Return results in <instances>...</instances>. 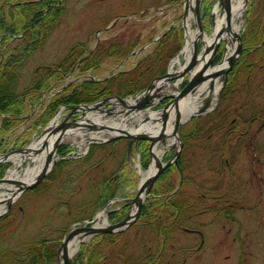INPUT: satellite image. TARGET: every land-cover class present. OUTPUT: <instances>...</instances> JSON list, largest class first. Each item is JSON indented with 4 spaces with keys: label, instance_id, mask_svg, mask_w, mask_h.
Here are the masks:
<instances>
[{
    "label": "rangeland",
    "instance_id": "rangeland-1",
    "mask_svg": "<svg viewBox=\"0 0 264 264\" xmlns=\"http://www.w3.org/2000/svg\"><path fill=\"white\" fill-rule=\"evenodd\" d=\"M25 1L27 0H23ZM60 1L63 4V12L48 34L43 48L37 51L23 68L19 90H23L32 81L41 77L42 70L39 67L55 66L79 44L91 50L100 42L118 38L123 49L133 46L132 50H137L150 44L156 37L165 35L174 27L178 32L171 41V46L172 50L176 49V53L169 59L166 71L182 48L184 32L181 27L183 15L181 3L184 0ZM215 3L216 0L201 1L202 24L207 35L213 29L211 11ZM244 6L243 24L237 32L245 48L249 50L255 48V52L250 53L249 59L253 68L248 77L244 74L246 72L238 75L239 84L236 86L238 93L234 94L236 96L232 102L226 105L225 112L227 122L230 124L233 121L243 132L247 126L240 127V121L252 120L251 124H248L249 130L244 135V139L233 140L226 145L224 156H220L217 151L214 155L208 150L217 148V144L221 142L220 135L212 139L205 149L200 147L199 142L191 140L184 151L188 176L202 188L203 192L210 194L208 201L205 202L206 205L211 204L210 198L213 197L211 195L218 197L224 193L221 202L223 206L226 205L224 210L208 212L194 218L186 225V229L197 230L201 236L199 233L190 234L181 228L164 243L151 238L145 225H132L107 243L109 248L106 247L104 250L109 253L106 255V264H264V126L260 127L264 122V44H254L256 40L253 41L249 37L250 27L256 24L257 29L254 32L261 34V39H264V0H245ZM219 17H223V14H219ZM179 35L181 39L176 41ZM152 47L153 45H149L143 53ZM143 53L127 59L117 70L131 69ZM123 60L124 57L120 56L106 59L99 69L84 75L73 68L66 78L70 82L73 81L72 84L81 82L83 76L89 74L101 79ZM173 70H177L176 65L173 66ZM65 83L67 82H62L60 86ZM217 84H221L220 79L217 80ZM169 89L171 87L167 90ZM41 95L40 101H44L43 106L40 108L37 104L34 106L27 104L24 118L16 124L14 122L13 128L1 129L2 118H0V153L26 147L37 137L42 126L40 123L45 118L42 115L51 98L50 90ZM219 100L220 96L218 100L216 97V100H213L214 105H218ZM93 113L97 116L100 114L97 111ZM212 113L213 111H210L182 124L178 131L180 139L182 140L183 133L193 132L195 127L205 128V121L212 116ZM119 117L122 115L111 118L102 115L100 120L112 122L118 121ZM134 120H138V117H134ZM132 127L133 122L130 120L126 128ZM255 132L257 134L252 141V148L249 149L248 143ZM82 133L83 136L88 135L80 132ZM203 134L199 135L203 137ZM81 140V136H78L63 142L64 147L70 146L73 141L74 145H78L73 147V149L77 148L75 157L72 155L71 158L64 157V161L58 155V161L44 180L35 188L20 194L7 213L0 218V255H12L21 244L36 242L44 237L58 241L72 225L101 211L95 202L97 183L103 177L116 181L117 175L122 176L116 198H130L135 195L141 178L135 167V163L142 167L140 154L133 152L129 158L126 156L122 174L117 166L123 160L125 140L114 147L108 145L109 143L90 145L85 155L82 154L83 150H79ZM193 143L195 145L191 147ZM98 146L104 147L98 148ZM172 152L173 149L166 150L162 155L163 160H167ZM223 161L221 165L220 162ZM62 162L65 163L58 170V165ZM148 162L144 169L141 168L142 171L147 169ZM28 164L24 162L17 168L20 176ZM3 165L0 177L7 175L6 171L13 168L12 163ZM177 178L175 170L173 177L175 185ZM168 183L167 179L161 180L154 188L160 189ZM108 185L113 189L114 183ZM6 187L13 186L6 185ZM183 190L186 195L196 193V187L190 184L184 186ZM152 197L151 194L147 200ZM234 201L240 202L238 204L243 208L236 209L235 206L226 208L227 205H233ZM122 205L123 201H118L111 204L107 210H116ZM124 212L117 210L112 215L114 218H121ZM110 216H108L109 223L112 222ZM102 221L101 218L100 223ZM58 228L63 229L62 232L57 231ZM90 244L91 241H86L84 246L88 247ZM159 250L162 252L161 255H157L156 251ZM0 258L2 264L6 262L11 264L9 260Z\"/></svg>",
    "mask_w": 264,
    "mask_h": 264
},
{
    "label": "trees",
    "instance_id": "trees-1",
    "mask_svg": "<svg viewBox=\"0 0 264 264\" xmlns=\"http://www.w3.org/2000/svg\"><path fill=\"white\" fill-rule=\"evenodd\" d=\"M62 12L63 4L60 0H27L25 2L23 0H0V118H2V115H7L6 118L1 120V129L8 130L14 125V122L16 124L17 121L22 119L20 117L24 115L26 105L34 106L38 104L42 98L41 94L47 90H55L73 68L79 74H85L102 66L106 59L114 56L125 58L132 51L133 46L123 49L124 47H121L118 38H113L108 42H100L91 50L79 44L76 49H73L55 66L39 67L42 70L41 77L32 81L23 90H19L23 68L29 59L43 48L48 34L53 30ZM255 25L252 24L250 27L249 37L253 41L256 40L254 44L263 45L262 35L256 33V31L254 32L257 29ZM177 32L176 28H171L151 49L143 53L131 69L112 74L104 82L82 81L57 93L46 104L42 115L45 118L40 124H45L61 105L93 102L111 93L126 97L144 89L154 77L165 73L169 59L172 54L176 53L175 48L172 50L171 41H173ZM180 39L181 35L176 41H180ZM254 50L255 48L244 51L232 71L228 73V79L220 95L218 105L212 116L205 121V128L200 127L201 129H198L195 127L193 132L181 135L184 146L178 163L183 180L178 191L169 195L175 189L173 180L175 167L165 170L156 180L154 186L161 180L167 179L169 183L163 185L160 189L153 188V197L145 202L135 225H145L151 238H155L158 242L164 243L176 230L186 227L188 223H191L198 215L205 213L206 210L209 212L224 210L226 205L223 206V203H221L224 193H222L223 196L218 197L211 195L213 196L210 198L212 202L207 208L205 202L208 201L210 194L203 192L202 188L198 187L188 176L187 165L184 162V151L191 140L199 142L200 147L205 149L210 145L212 139L220 135L219 140L221 142L219 145L217 144V148H209L208 150L212 154L217 151L220 156H224L225 147L229 142L244 139L252 120L240 121V127L247 126L243 132L242 129L237 128V124L233 121L230 124L227 122L225 107L229 102H232L236 96L234 94L238 93L236 90V86L239 84L238 75L246 72L244 74L248 77L252 71L253 67H251L252 63L249 62V59L250 53L255 52ZM219 59L220 55L216 57V61ZM221 132L223 134H220ZM200 133H204L203 137L199 135ZM255 134L250 138L249 149L252 148ZM120 142V140H116L108 145L114 147ZM194 145L193 143L191 147ZM104 146H98V148ZM67 149L68 147L63 146L58 152L59 154H65ZM139 154L141 165L144 168L148 161L147 146L144 142L139 144ZM125 158L126 147L123 160L117 166L118 171H123ZM64 163L58 165V170L61 169ZM222 163L224 161L220 162L221 165ZM2 171L0 169V172ZM115 178L116 181L103 177L97 183V201L95 202L97 208H101L116 196L122 176L117 175ZM110 183H114L113 189H111V185H108ZM189 184L196 187V193L186 195L183 188ZM238 203L240 202L234 201L233 206L236 209L243 208ZM58 230L62 232L63 229L58 228ZM47 233L49 234L50 230ZM115 236L118 235L104 234L94 238L90 246L82 245L70 264H106V255H109V253L104 250L106 247L109 248L107 243ZM59 241L60 239L53 241L44 237L36 242L23 243L19 246V249L12 252V255H0V257L3 260H9L11 264H56V249ZM1 261L0 258V263Z\"/></svg>",
    "mask_w": 264,
    "mask_h": 264
},
{
    "label": "water",
    "instance_id": "water-1",
    "mask_svg": "<svg viewBox=\"0 0 264 264\" xmlns=\"http://www.w3.org/2000/svg\"><path fill=\"white\" fill-rule=\"evenodd\" d=\"M193 1L194 3H192V0H184L181 25L184 30L185 39L187 36L186 22L188 20L191 21V27L196 28V35L191 44L189 57L186 58V55L184 54V40L183 48L172 61L173 64H178L177 71H172L169 68L164 75L154 78L143 91L134 96L120 98L116 95H108L91 104L68 105L59 108L56 111V115H58L63 109L69 111L65 118L60 122H57L56 118H53L47 125H45L38 138L34 141L36 142L41 139L40 147L36 150H32L33 154H37L46 149L49 137L52 135L57 136V141L47 153L45 163L36 176L27 183L17 179V177L10 178L3 176L0 178V190L5 191V193H0V196L6 197L0 200V205L4 203L3 205L6 207L3 212H0V217H2L10 209V206L20 194L36 187L43 178L51 172L58 160L56 153L58 147L61 145L60 139L67 131L75 130L77 132L81 131L89 134L94 133L107 136L103 139L91 137L92 139L86 141L88 145L107 143L115 139H127V152L129 155L131 154L132 147L137 152L138 144L141 141H147L149 142L148 149L150 164L153 157V148L158 145H163V143L166 145L168 139L173 138L172 143L167 148L175 149L172 157L168 161H162L161 159L156 160L154 164L155 170L143 180H140L135 196L133 198L122 199L125 204L131 206V209L125 218L117 223L100 226L98 225V217L95 215L90 221H82L74 224L62 239L57 250V263L61 260L62 264H70V260L75 255L80 245L87 239H91L96 235L121 232L137 220L144 201L149 196L155 180L172 165L178 167V157L182 149V142L178 136L179 126L189 119L207 113L212 109L210 108L212 100L207 94L204 96L203 105L185 118L180 114L183 104L188 98L196 93L205 92L206 89L208 92L212 91L218 79L221 80V84L217 91L219 94L226 83L228 72L233 68L237 58L242 53V38L230 27L232 18V0H217V12L218 14L223 13L224 24L217 30L212 41L207 45H205L204 37L206 34L200 14L202 0ZM215 17L216 12L213 9L211 12L213 31L215 28ZM212 33L210 35H212ZM224 35H226V37H223ZM159 38L160 37H157L153 42L157 41ZM198 42L201 43V48L199 50ZM221 42L224 44L222 59L217 64L212 65ZM228 43L231 45L232 49L227 55ZM234 43L235 45L232 46ZM146 47L147 46L141 47L132 54H139ZM181 57L184 59L182 65L180 64ZM183 80H186L187 83L182 88H179ZM169 86H172L174 90L173 92L165 90ZM61 89L62 88L58 91ZM165 100L168 101L163 107L152 110L155 106ZM106 105H108V107H105ZM117 107L122 108L114 110ZM148 110H150V113H152L153 116L147 115L138 121V128L136 129L138 130L142 128L139 131H130L115 125L94 122L88 118V115L91 114L89 112L98 111L102 115L107 116H117L121 114L122 117H119V121H125L127 123L129 119L138 115L141 116L143 112ZM87 113L89 114L87 115ZM74 114L79 115L78 117L71 119V116ZM144 127L145 129H143ZM146 128L151 129V131L149 129L146 130ZM30 148V146H27L23 149L0 154V164L12 162L9 160L11 155L18 154L21 156L27 153ZM21 164L22 162H20L17 167ZM180 184L181 180L179 182V185ZM6 185L13 187L7 188ZM7 193L9 194L8 196ZM115 201H117V199ZM76 240L80 242L79 246L73 253H71V255H69V246Z\"/></svg>",
    "mask_w": 264,
    "mask_h": 264
},
{
    "label": "bare ground",
    "instance_id": "bare-ground-1",
    "mask_svg": "<svg viewBox=\"0 0 264 264\" xmlns=\"http://www.w3.org/2000/svg\"><path fill=\"white\" fill-rule=\"evenodd\" d=\"M192 3H194V1L192 0ZM244 0H233L232 2V18H231V23H230V27L233 31L237 32L239 31L240 27L243 24L242 21V17L244 14ZM215 12H216V17H215V28L214 31L212 33V35L210 36H205L204 40H205V45L209 44L212 41L213 36L215 35V33L217 32L218 29H220V27L223 26L224 24V19L219 18L218 16V12H217V8H215ZM186 30H187V36L185 39V46H184V54L186 55V58L189 57L190 55V51H191V44L193 39L195 38L196 35V31L192 30L190 27V21L188 20L186 22ZM223 37H226V35H224ZM231 47L230 44L228 43V51H227V55L229 54V52L231 51ZM173 65V64H172ZM219 85H215V88L208 92L207 89L205 90V92H200V93H196L194 96L188 98L186 100V102L183 104L182 109H181V116L183 118L187 117L188 115H191L192 113H194V111H196L197 109L200 108L202 101L204 99V96L211 97V99L215 100L216 99V95H217V91H218ZM214 105V102L212 104V106ZM116 110V109H114ZM146 115H150L153 116L152 113H150V111L145 113ZM94 121L99 122V116H95L92 115ZM88 117H91V115L89 114ZM120 120V119H118ZM112 125L118 126L121 125L123 126V123L114 120L112 122H110ZM142 129V128H141ZM141 129H133L131 130L129 128L130 131H139ZM144 129V128H143ZM149 128H146V130H148ZM151 131V129H149ZM81 131H75V130H70L67 131L65 133V135H63V137L60 139V142H66L70 139H75V137H80L81 136V141L78 143L80 145V147L82 149H85L86 145L84 144V139L86 141H88L89 139H92L91 137H97L94 136L92 133L89 134L88 136H83V134H80ZM76 134V135H75ZM83 137V138H82ZM57 141V136L56 135H52L51 137L48 138L47 140V147L45 150H42V152L37 153V154H33L32 150H36L40 147L41 145V139L32 143L30 150H28L27 153L23 154V155H16V156H10L9 160H11L14 163V167L12 169L9 170L8 172V176L14 177V176H19L18 172H16V167L20 162H28L29 164L27 165V167H25L22 171V175L20 176V178L22 179V181L24 182H30L35 176L36 174L39 172V170L42 168V166L45 163V159H46V155L47 153L51 150V148L53 147L54 143ZM73 143L75 144V142L73 141ZM171 143V140L168 141V144L166 147H163L161 145L155 146L153 148V157H152V161H151V165L150 168L147 171H142L139 168V173L141 176V180H143L147 175H149L150 173H152L155 170V161L161 158V155L164 153V151L166 150V148L169 146V144ZM9 194L7 193V196ZM6 198L5 196H0V200ZM4 204V203H3ZM4 210L3 208H0V212ZM99 218H102L105 220V214L104 212H100L98 214ZM79 241L76 240L74 242H72L69 246V255H71V253H73L77 247L79 246Z\"/></svg>",
    "mask_w": 264,
    "mask_h": 264
},
{
    "label": "flooded vegetation",
    "instance_id": "flooded-vegetation-1",
    "mask_svg": "<svg viewBox=\"0 0 264 264\" xmlns=\"http://www.w3.org/2000/svg\"><path fill=\"white\" fill-rule=\"evenodd\" d=\"M188 232H190V234H193V233H199L197 230H187ZM186 230H185V232H187ZM199 235L201 236V234L199 233ZM162 254V252L161 253H158L157 255H161ZM146 255H148V254H146Z\"/></svg>",
    "mask_w": 264,
    "mask_h": 264
}]
</instances>
